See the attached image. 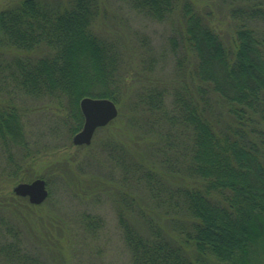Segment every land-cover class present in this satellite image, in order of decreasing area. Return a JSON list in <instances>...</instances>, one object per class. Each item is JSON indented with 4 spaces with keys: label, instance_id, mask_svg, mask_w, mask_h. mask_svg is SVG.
Returning <instances> with one entry per match:
<instances>
[{
    "label": "trees",
    "instance_id": "1",
    "mask_svg": "<svg viewBox=\"0 0 264 264\" xmlns=\"http://www.w3.org/2000/svg\"><path fill=\"white\" fill-rule=\"evenodd\" d=\"M123 1L156 20L179 18L169 38L177 55L176 83L168 90L146 82L131 103L156 121L179 126L182 169L199 181L170 186L149 168L145 182L154 181L155 206L168 214L172 229L144 210L136 222L126 211L136 205L126 199L118 218L132 263L258 264L264 254V0H223L227 32L195 0ZM103 9L101 0H20L0 10V47L43 51L0 61L1 175H15L33 153L21 145L15 89L65 105L58 126L72 135L84 122L81 98L120 102L130 78L121 45L96 29ZM150 68L148 62L144 74ZM162 191L166 196H159ZM14 238L0 251L15 252L21 242Z\"/></svg>",
    "mask_w": 264,
    "mask_h": 264
},
{
    "label": "rangeland",
    "instance_id": "2",
    "mask_svg": "<svg viewBox=\"0 0 264 264\" xmlns=\"http://www.w3.org/2000/svg\"><path fill=\"white\" fill-rule=\"evenodd\" d=\"M18 1L0 0V10ZM195 3L211 13L218 30L230 31L223 0ZM101 4L104 9L96 29L121 45L130 78L116 103L118 115L95 131L90 144L76 145L66 127L58 126L67 112L65 105L62 108L49 97L12 92L21 113V145L33 153L15 175H1L5 157L0 152V245L17 242V236L21 242L11 254L0 251V264H133L118 218L120 209L127 208L126 199L136 205L126 210L136 222L143 220L141 212L146 211L172 229L168 214L155 206L156 192L150 191L154 181L145 182L149 168L170 186L199 182L182 169L184 143L179 126H170L164 118L156 121V116L131 103L134 91L146 82L168 90L176 83L177 55L169 38L179 25L178 16L156 20L123 0H101ZM19 53L37 57L43 51L0 47V61ZM148 62L151 68L144 74ZM21 145L14 148L16 154L22 152ZM38 177L46 180L49 190L42 203H31L28 196L14 192L17 183ZM159 196L166 194L162 191ZM4 221L9 224H1ZM258 261L264 264V254Z\"/></svg>",
    "mask_w": 264,
    "mask_h": 264
},
{
    "label": "water",
    "instance_id": "3",
    "mask_svg": "<svg viewBox=\"0 0 264 264\" xmlns=\"http://www.w3.org/2000/svg\"><path fill=\"white\" fill-rule=\"evenodd\" d=\"M80 109L84 115L82 127L74 133L73 143L90 144L97 128L107 125L118 115V107L108 97L84 96L80 100ZM17 195L28 196L31 203L40 204L49 195L44 178L38 177L28 182H19L14 188Z\"/></svg>",
    "mask_w": 264,
    "mask_h": 264
}]
</instances>
